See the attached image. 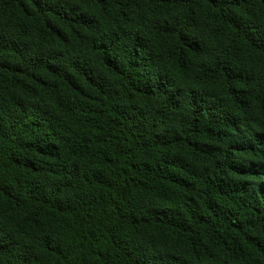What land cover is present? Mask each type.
Wrapping results in <instances>:
<instances>
[{
    "label": "trees",
    "instance_id": "obj_1",
    "mask_svg": "<svg viewBox=\"0 0 264 264\" xmlns=\"http://www.w3.org/2000/svg\"><path fill=\"white\" fill-rule=\"evenodd\" d=\"M0 264H264V0H0Z\"/></svg>",
    "mask_w": 264,
    "mask_h": 264
}]
</instances>
